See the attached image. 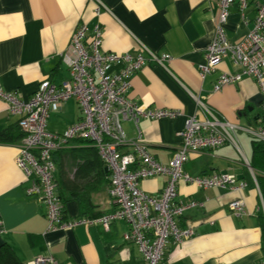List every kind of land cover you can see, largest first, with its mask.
I'll return each mask as SVG.
<instances>
[{
    "label": "crops",
    "instance_id": "obj_1",
    "mask_svg": "<svg viewBox=\"0 0 264 264\" xmlns=\"http://www.w3.org/2000/svg\"><path fill=\"white\" fill-rule=\"evenodd\" d=\"M102 1L108 10H97L93 0H0V87L26 100L43 79L57 84L68 79L70 74L60 54L79 24H87L88 37L98 24L104 51L134 52L138 40L157 53L170 55L167 67L147 63L133 73L128 96L150 108L178 109L182 115L141 118L139 138L135 123L122 121L127 139L145 143L158 162L167 163L180 145L177 133L185 117L197 109L193 95L230 122L244 127L255 126L258 121L264 124L261 93L251 76L242 75L214 91L219 75L240 72L229 58H223L205 78L199 75L215 35L217 0ZM262 1L248 0L243 14L238 1L232 3L225 24L231 42L242 40L253 27ZM80 117L77 102L70 99L50 113L46 128L61 133ZM17 120L0 99V248L8 246L19 264H30L35 257L48 254L60 264H144L137 245L123 239L128 225L122 220L112 222L108 230L100 225H78L47 231L45 203L26 193L31 180L16 163L21 139ZM235 137L237 146L226 143L191 153L183 169L189 175L234 174L246 187L236 192L217 187L200 189L180 182L177 198H191L203 206L187 209L178 218L180 226H191L195 233L179 245L169 242L163 264H264L260 198L251 165L253 139L243 130H237ZM130 141L120 149L131 150ZM84 144L72 140L53 155L54 178L64 197L67 218L96 216L117 206L109 194L105 165L89 157H72ZM165 181V176H155L142 180L140 186L146 193L157 195ZM238 197L247 211L243 216H235L228 209V203Z\"/></svg>",
    "mask_w": 264,
    "mask_h": 264
},
{
    "label": "built area",
    "instance_id": "obj_2",
    "mask_svg": "<svg viewBox=\"0 0 264 264\" xmlns=\"http://www.w3.org/2000/svg\"><path fill=\"white\" fill-rule=\"evenodd\" d=\"M93 1L97 10L99 7L108 10L102 0ZM234 1L217 0L219 14L215 35L207 47L204 63L199 66V75L205 78L223 58H229L240 68V72L219 75L213 86L214 91L238 81L242 75L251 76L259 87L261 109L264 111V1L257 6L253 27L242 40L235 43L225 33L230 6ZM237 1L243 14L248 0ZM88 30L87 24H79L67 48L60 54L70 74L68 79L57 84L45 78L26 100L0 87V99L6 102L8 113L18 117L17 124L22 133L16 163L25 177L31 180L26 193L42 198L45 203L47 231L72 229L78 225H100L108 230L112 222L122 220L128 225L123 239L137 245L144 264H163L169 242L179 245L195 233L191 226H180L178 218L187 209L203 206V202L191 198H177L180 182L200 189L217 187L236 192L246 187L245 181L237 180L230 173L187 174L183 166L189 155L226 143L237 146V130H243L252 139L264 142V124L258 121L255 126L244 127L230 122L193 95L197 109L185 117L184 125L177 133L180 145L167 163L158 162L145 143L139 139H127L122 121H133L139 138L138 123L141 118H175L182 115L178 109L150 108L128 96L133 73L147 63L167 67L170 55L157 53L138 40V49L134 52L104 51L99 25H94L90 37L87 36ZM70 99L77 102L81 117L61 133L47 130L50 113ZM74 138L88 140L97 149L109 174V194L117 205L114 210L94 217H65L63 201L54 178L53 154ZM129 141L131 150H121L120 147ZM155 176H165V185L157 195H150L141 188L140 182ZM257 189L260 206L264 210L258 185ZM228 209L235 216L247 213L240 197L231 200ZM30 264L60 263L48 254L35 257Z\"/></svg>",
    "mask_w": 264,
    "mask_h": 264
},
{
    "label": "trees",
    "instance_id": "obj_3",
    "mask_svg": "<svg viewBox=\"0 0 264 264\" xmlns=\"http://www.w3.org/2000/svg\"><path fill=\"white\" fill-rule=\"evenodd\" d=\"M19 136V135H18ZM22 137V133H20V138ZM0 139H3V135H0ZM12 140L10 138H6V140ZM73 140L81 141L86 144L81 149H75L73 151L72 157L74 158H81V157H89L92 158L95 162H100V165H104L101 158L98 156L97 149L91 144L90 141L84 140L81 138H74ZM72 141V140H70ZM69 141V142H70ZM54 155V154H53ZM252 167L255 169V178L258 185V188L261 193L262 201H264V142L258 141L253 139V152H252ZM101 170V168H100ZM102 171V170H101ZM103 174V172H102ZM109 181V174L105 175ZM110 183V182H109ZM58 192V190H57ZM59 196L64 202V197L61 193ZM98 216V215H96ZM94 217V216H89ZM259 217H260V226H261V236H262V243H264V210H262L261 206L259 209ZM262 249H264V245H262ZM0 264H19L17 256L14 252L6 245L1 246L0 248Z\"/></svg>",
    "mask_w": 264,
    "mask_h": 264
},
{
    "label": "water",
    "instance_id": "obj_4",
    "mask_svg": "<svg viewBox=\"0 0 264 264\" xmlns=\"http://www.w3.org/2000/svg\"><path fill=\"white\" fill-rule=\"evenodd\" d=\"M107 169V168H106Z\"/></svg>",
    "mask_w": 264,
    "mask_h": 264
}]
</instances>
